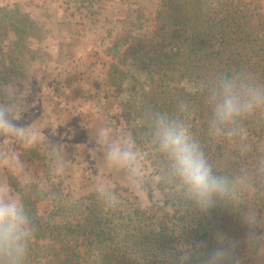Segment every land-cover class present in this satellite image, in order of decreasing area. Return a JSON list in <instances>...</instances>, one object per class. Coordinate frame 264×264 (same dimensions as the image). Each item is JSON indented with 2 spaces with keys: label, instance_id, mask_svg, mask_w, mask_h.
<instances>
[{
  "label": "trees",
  "instance_id": "16d2710c",
  "mask_svg": "<svg viewBox=\"0 0 264 264\" xmlns=\"http://www.w3.org/2000/svg\"><path fill=\"white\" fill-rule=\"evenodd\" d=\"M12 2L0 0V89L8 84L19 90L24 84L12 73L20 72L26 59L40 62L41 46L58 30L67 35L70 47L73 22L64 28L66 22L49 9L43 18L35 15L32 0ZM66 3L65 15L74 18L72 6L76 11L85 5L94 13L108 2ZM258 9L256 0H160L154 35L127 31L110 43L107 50L116 61L109 69L127 122L123 144L145 155L164 199L156 198L148 181L142 185L148 203L142 204L118 184L75 199L55 186L48 189L45 177L28 181L24 189L15 180L11 184L35 228L25 264H186L181 259L185 252L215 247L218 233L238 242L241 264H264V252L250 253L244 244L247 229L231 203L217 201L203 212L185 195L154 135L160 117L184 124L213 172L232 181L236 195L243 191L249 168L240 129L247 138L262 136L264 110L238 119L236 133L229 137L227 128L217 133L212 126L213 104L214 93L226 81L264 90V15ZM42 146H24L20 157L27 156L38 168L47 165L51 158ZM244 197L250 203L251 195L244 192ZM257 199L264 214V193Z\"/></svg>",
  "mask_w": 264,
  "mask_h": 264
},
{
  "label": "rangeland",
  "instance_id": "374dc122",
  "mask_svg": "<svg viewBox=\"0 0 264 264\" xmlns=\"http://www.w3.org/2000/svg\"><path fill=\"white\" fill-rule=\"evenodd\" d=\"M66 1L71 0H32L30 9L32 7V12L41 18L44 9L55 12L66 22L64 28L69 27L67 21L72 20L70 36L74 43L69 47L65 40L67 35L58 30V36L47 40L46 46H41L44 57L35 58L40 62L26 59L21 71L12 73V77L20 79L24 85L19 90L8 84L0 89V103L9 105L20 123L39 133L37 147L43 145L46 155L51 158L48 161L50 165L38 168L27 156L20 157L29 174V181L45 177L43 183L49 185L48 189L55 186L75 199L118 184L138 195L142 204L148 203L142 187L144 181H148L161 202L164 195L158 186L159 178L148 166L144 154L135 151L143 173L141 192L137 194L127 170L111 165L106 160L103 146L113 141L124 143L127 125L115 96L118 85L109 69L116 58L107 48L127 31L147 37L154 35L153 17L160 0H126L123 3L120 0H104L108 3L96 4L100 7L94 13L85 5L76 11L72 6L74 18L64 13V8L68 7ZM256 1L258 10L264 15V0ZM8 2L13 3L12 0ZM82 2L77 0L78 6ZM137 17H140L139 20ZM56 79L58 83L54 82ZM30 82L36 87L28 88L27 83ZM246 143H251L253 148L251 153H247L250 173L257 156L264 155V132L260 137H248ZM24 146L27 147L0 137V150L20 155ZM61 166L63 172H58ZM7 179L9 183L15 181L11 176ZM253 184L255 192L251 194L250 203L255 204L258 194L264 193V180H254ZM166 210L170 212L169 206Z\"/></svg>",
  "mask_w": 264,
  "mask_h": 264
},
{
  "label": "clouds",
  "instance_id": "9594fccd",
  "mask_svg": "<svg viewBox=\"0 0 264 264\" xmlns=\"http://www.w3.org/2000/svg\"><path fill=\"white\" fill-rule=\"evenodd\" d=\"M256 109L264 110V90L241 83L226 81L214 93L212 126L217 133L227 128L225 135L236 133L237 120L250 116ZM241 139L247 141V132L241 128ZM155 138L160 151L171 164L173 176L185 195L203 212L215 206L217 201L231 203L241 223L247 231L244 244L250 253L264 252V214L258 205L249 203L244 192H255L253 181L264 180V155L257 156L251 171L245 177L243 191L236 195L233 182L227 177L216 175L206 160L189 129L182 123L160 117L156 122ZM0 137L7 141L27 145L28 148L40 143L39 133L29 125L19 122L16 113L7 104L0 103ZM106 160L128 172L133 189L140 194L143 173L138 154L120 141L103 145ZM246 153L253 151L251 143H245ZM63 172V167L58 169ZM0 264H25L29 245L35 239V228L30 220L23 197L8 182L7 177L15 178L19 189L27 187L30 180L20 155L0 150ZM216 246L200 251L185 252L181 259L186 264H241L236 249L238 242L223 234L214 237Z\"/></svg>",
  "mask_w": 264,
  "mask_h": 264
}]
</instances>
